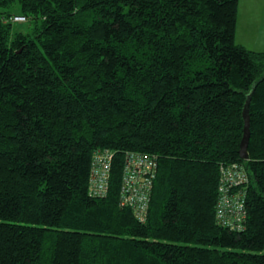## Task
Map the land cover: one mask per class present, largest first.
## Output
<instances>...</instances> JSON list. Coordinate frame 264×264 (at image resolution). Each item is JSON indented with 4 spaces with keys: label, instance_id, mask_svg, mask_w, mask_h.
I'll list each match as a JSON object with an SVG mask.
<instances>
[{
    "label": "trees",
    "instance_id": "1",
    "mask_svg": "<svg viewBox=\"0 0 264 264\" xmlns=\"http://www.w3.org/2000/svg\"><path fill=\"white\" fill-rule=\"evenodd\" d=\"M239 3L0 0V264H264V51L236 42ZM133 154L157 159L144 219L121 199ZM234 162L242 230L216 209Z\"/></svg>",
    "mask_w": 264,
    "mask_h": 264
},
{
    "label": "built area",
    "instance_id": "2",
    "mask_svg": "<svg viewBox=\"0 0 264 264\" xmlns=\"http://www.w3.org/2000/svg\"><path fill=\"white\" fill-rule=\"evenodd\" d=\"M15 21H26L23 15H16ZM110 159V156H108ZM98 155L92 168L90 194L104 196L108 189L110 160ZM157 174L156 156L133 154L128 158L123 176L122 204L134 208L140 219L146 217L153 181ZM249 171L244 163L234 162L221 166L219 188L221 194L217 204V216L221 224L232 230H242L247 219V188L233 190L248 181Z\"/></svg>",
    "mask_w": 264,
    "mask_h": 264
},
{
    "label": "crops",
    "instance_id": "3",
    "mask_svg": "<svg viewBox=\"0 0 264 264\" xmlns=\"http://www.w3.org/2000/svg\"><path fill=\"white\" fill-rule=\"evenodd\" d=\"M236 42L264 51V0H240Z\"/></svg>",
    "mask_w": 264,
    "mask_h": 264
},
{
    "label": "water",
    "instance_id": "4",
    "mask_svg": "<svg viewBox=\"0 0 264 264\" xmlns=\"http://www.w3.org/2000/svg\"><path fill=\"white\" fill-rule=\"evenodd\" d=\"M251 95L248 97V100L245 104L243 116H244V134L240 144V157L242 159L249 158L248 146L251 137V128H250V115H249V104H250Z\"/></svg>",
    "mask_w": 264,
    "mask_h": 264
},
{
    "label": "rangeland",
    "instance_id": "5",
    "mask_svg": "<svg viewBox=\"0 0 264 264\" xmlns=\"http://www.w3.org/2000/svg\"><path fill=\"white\" fill-rule=\"evenodd\" d=\"M28 24H29L28 22H19V23L16 24V27L26 30L28 28ZM242 37H243V35H242ZM242 37H241V39H242ZM258 47H261V46H258Z\"/></svg>",
    "mask_w": 264,
    "mask_h": 264
},
{
    "label": "bare ground",
    "instance_id": "6",
    "mask_svg": "<svg viewBox=\"0 0 264 264\" xmlns=\"http://www.w3.org/2000/svg\"><path fill=\"white\" fill-rule=\"evenodd\" d=\"M219 191H220V188H219ZM220 194H221V192H220ZM93 196H98V195H93Z\"/></svg>",
    "mask_w": 264,
    "mask_h": 264
}]
</instances>
